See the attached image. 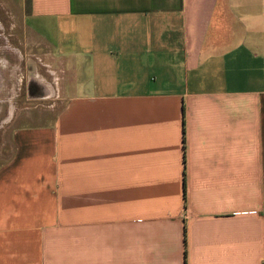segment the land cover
Masks as SVG:
<instances>
[{"label": "crops", "instance_id": "0c3cea01", "mask_svg": "<svg viewBox=\"0 0 264 264\" xmlns=\"http://www.w3.org/2000/svg\"><path fill=\"white\" fill-rule=\"evenodd\" d=\"M0 1L62 72L0 164V264H264V0Z\"/></svg>", "mask_w": 264, "mask_h": 264}, {"label": "rangeland", "instance_id": "374dc122", "mask_svg": "<svg viewBox=\"0 0 264 264\" xmlns=\"http://www.w3.org/2000/svg\"><path fill=\"white\" fill-rule=\"evenodd\" d=\"M24 41L23 31L0 1V164L11 153L13 130L53 115L62 100L60 66L45 51L25 47Z\"/></svg>", "mask_w": 264, "mask_h": 264}, {"label": "bare ground", "instance_id": "6f19581e", "mask_svg": "<svg viewBox=\"0 0 264 264\" xmlns=\"http://www.w3.org/2000/svg\"><path fill=\"white\" fill-rule=\"evenodd\" d=\"M9 47V46H8Z\"/></svg>", "mask_w": 264, "mask_h": 264}]
</instances>
